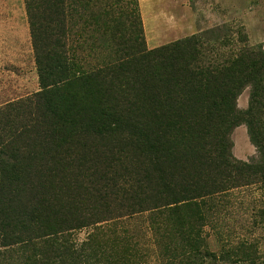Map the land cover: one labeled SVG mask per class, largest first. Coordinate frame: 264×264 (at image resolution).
<instances>
[{
	"label": "trees",
	"instance_id": "1",
	"mask_svg": "<svg viewBox=\"0 0 264 264\" xmlns=\"http://www.w3.org/2000/svg\"><path fill=\"white\" fill-rule=\"evenodd\" d=\"M119 1L127 6L116 20ZM25 2L41 91L0 108V264H138L132 249L119 252L123 241L111 240L114 225L94 226L116 217V195L129 196L115 168L136 176L142 169L158 189L135 205L191 213L180 227L192 246L209 200L233 185L264 189V54L245 49L217 62L204 35L148 49L137 0ZM82 29L105 45L97 64L73 54L69 43L81 50ZM247 86L253 92L243 114L236 102ZM241 122L260 164L232 156L230 134ZM91 203L99 212L86 211ZM89 227L86 241L76 242L73 232Z\"/></svg>",
	"mask_w": 264,
	"mask_h": 264
},
{
	"label": "rangeland",
	"instance_id": "2",
	"mask_svg": "<svg viewBox=\"0 0 264 264\" xmlns=\"http://www.w3.org/2000/svg\"><path fill=\"white\" fill-rule=\"evenodd\" d=\"M137 4L142 36L148 49L204 35V49L211 52V58L217 62H222L223 55L245 49L264 54V0H137ZM126 6L124 1H119L113 7V18L123 17ZM86 31L82 29L78 33L81 50L72 41L69 44L76 50L73 54L80 64H97L106 51L105 45L99 34ZM40 91L26 2L0 0V108L24 102ZM252 92V87L247 86L239 95L236 102L239 112L245 114L250 109ZM258 102V127L264 134V93ZM230 142L232 156L238 162H262L260 149L254 144L247 123L241 122L233 129ZM126 154L135 162L134 151ZM124 157L121 155L119 164H125ZM115 170L119 187L129 196L124 201L120 200L123 194L116 195L119 201L111 208L116 217H108L107 221L94 226L114 225L111 240L116 237L123 241L117 244L119 252L132 249L131 257L138 264H257L264 260L262 184L233 185L239 187H232L227 193L209 200L203 207L204 219L195 221L196 244L192 246L193 242L184 241L180 227V221L189 218L190 212L181 210L173 214L167 212L168 209H151L149 203L135 205V198L155 195L158 189L153 187V180L145 179L146 172L142 169L138 176ZM92 209L93 213L100 210L91 203L86 211L92 213ZM93 227L75 230L74 240L79 244L86 241ZM104 234L110 237V232L104 231ZM124 244L126 248L123 249Z\"/></svg>",
	"mask_w": 264,
	"mask_h": 264
}]
</instances>
